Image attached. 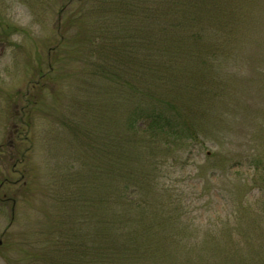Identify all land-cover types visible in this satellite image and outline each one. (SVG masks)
I'll return each instance as SVG.
<instances>
[{
  "label": "rangeland",
  "instance_id": "obj_1",
  "mask_svg": "<svg viewBox=\"0 0 264 264\" xmlns=\"http://www.w3.org/2000/svg\"><path fill=\"white\" fill-rule=\"evenodd\" d=\"M79 1L0 0V264H264V0H205L202 37L170 16L155 82L134 34L97 74ZM148 89L191 134L137 127Z\"/></svg>",
  "mask_w": 264,
  "mask_h": 264
},
{
  "label": "trees",
  "instance_id": "obj_2",
  "mask_svg": "<svg viewBox=\"0 0 264 264\" xmlns=\"http://www.w3.org/2000/svg\"><path fill=\"white\" fill-rule=\"evenodd\" d=\"M82 5L78 9V14L83 16L85 19L89 18L93 13H95L94 22H87L81 19L76 20V26L83 32V37L80 39L82 44H88L92 53V60L90 64L94 65L97 74L101 73V63L100 58L96 53L102 54L104 49L108 51V45L103 46L104 43H110L111 39L116 38L120 41L119 50L116 51L117 58L113 57L114 62L117 64L120 61L125 64L128 60L129 55H132V61L134 59V54H138V51L133 47L128 48V38L131 40L133 34V43L142 52L148 53L147 56H143L144 60H148L144 66H139V73H146L150 82L158 81L164 78V73L159 72L161 68L167 69L168 60H166L161 54H168V48L171 46L170 38L167 32L168 19L173 17L175 23L170 24L175 28L176 24L186 25L189 29H184L188 32L190 36L202 37L203 27L198 23L197 18H199L202 8H204V1L200 0H80L78 3ZM198 5V7H197ZM76 12V10H74ZM73 12L72 15H75ZM73 18L75 16H72ZM90 23V24H88ZM176 29V28H175ZM80 32V31H79ZM111 37L108 41V38ZM77 43H74V45ZM73 45V46H74ZM123 46V47H122ZM112 47V46H111ZM68 51H75L69 48ZM106 58L108 59V53L104 52ZM103 60V57L101 58ZM122 64V65H123ZM149 70V71H146ZM109 77H113L111 69L109 71ZM121 85V82H118ZM146 91V90H145ZM141 90L137 92L138 99L143 97H152L149 93ZM94 100H96L95 93ZM150 113H143L144 116L138 114V117H144L145 120L141 118H134L138 127L140 120L144 122L143 131L146 130L145 124L148 123L149 126H155L157 129H162L166 127L170 129V135L172 139H176L183 133L191 134L192 130L188 128L183 120H181V115L179 111H170L160 105L153 97L150 102ZM176 106H174L175 108ZM133 128V121L131 126ZM258 164L255 165L253 171L258 169ZM262 189V186L259 187ZM258 202H255L254 209L257 208ZM238 212L241 209L235 205ZM171 211L170 208L164 210L165 216L164 220L170 219L167 214ZM175 219V218H174ZM167 233V231H166ZM165 233V235H167ZM119 245V256L126 257V255L134 256L136 259L141 261H152L155 262L160 249L155 248L149 242L143 240L139 242L126 243V245ZM167 252V250H166ZM95 262V261H94ZM88 264H93V260H88Z\"/></svg>",
  "mask_w": 264,
  "mask_h": 264
}]
</instances>
